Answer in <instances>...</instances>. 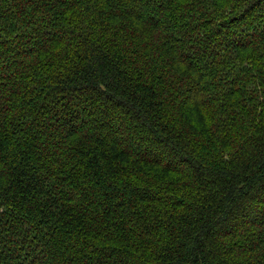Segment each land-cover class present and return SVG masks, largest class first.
I'll return each instance as SVG.
<instances>
[{"label":"trees","instance_id":"16d2710c","mask_svg":"<svg viewBox=\"0 0 264 264\" xmlns=\"http://www.w3.org/2000/svg\"><path fill=\"white\" fill-rule=\"evenodd\" d=\"M0 264H264V0H0Z\"/></svg>","mask_w":264,"mask_h":264}]
</instances>
